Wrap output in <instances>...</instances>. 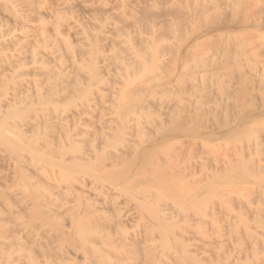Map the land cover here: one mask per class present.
I'll return each mask as SVG.
<instances>
[{
	"label": "bare ground",
	"instance_id": "6f19581e",
	"mask_svg": "<svg viewBox=\"0 0 264 264\" xmlns=\"http://www.w3.org/2000/svg\"><path fill=\"white\" fill-rule=\"evenodd\" d=\"M227 1L181 45L129 0H0V264H264V20Z\"/></svg>",
	"mask_w": 264,
	"mask_h": 264
},
{
	"label": "rangeland",
	"instance_id": "374dc122",
	"mask_svg": "<svg viewBox=\"0 0 264 264\" xmlns=\"http://www.w3.org/2000/svg\"><path fill=\"white\" fill-rule=\"evenodd\" d=\"M130 2H131V7H132V15H134V13H135V16L133 17L132 15V17H131V20H130V22H132L131 24L133 25L134 24V26H137V27H139L140 29H141V31H143V32H146V33H150V30H149V28L151 27L152 29H153V31H154V38L156 39L157 38V40H163V42H164V40H166L167 39V37H169L170 35L172 36L173 34H176L177 35V42L178 43H181V45H182V43L184 42V39H186V37L185 36H189V35H191V33H196L199 29H201L202 27H204V24L206 23V19L208 18L209 19V17H207V15L206 16H204V15H202V16H200V15H197L198 17H195L193 20H192V18L191 17H193L192 15L194 14V13H196L197 11H198V7L199 6H203V5H208V6H214L215 4H217L216 2H214V1H216V0H129ZM151 4V5H150ZM252 4V5H251ZM256 3H251V0H242V1H240V0H237V1H235V2H233V1H230V0H228L227 2H226V5L225 6H217V8L219 9V8H221V15H218V16H220L221 17V19L222 20H225L226 22H228V21H230V17L235 13V12H241V11H243V13H242V17H244V14H246V20L247 21H251V23L253 22V20H257L258 18H263L262 20H264V8L262 9V7H261V5L260 4H257V6L255 5ZM255 5V6H254ZM261 7V10H262V14H260L261 13V10H260V13H259V10H258V8L260 9V7ZM153 6V7H152ZM155 7V8H154ZM153 8V9H152ZM219 13V12H218ZM236 13V14H237ZM220 14V13H219ZM203 16L205 17V18H203ZM207 17V18H206ZM191 18V19H190ZM230 18V19H229ZM0 19H2V17L0 16ZM228 20V21H227ZM1 21V20H0ZM149 24H150V26H149ZM148 25V26H147ZM245 26V27H244ZM243 26V29H244V33L245 34H247V36H248V34L249 33H253L252 31V29L251 28H249L250 27V24H246V25H244ZM148 28V29H147ZM149 31V32H148ZM236 32V31H235ZM241 33V34H244V33ZM157 34V35H156ZM233 35H239L238 33H235V34H233ZM249 35H251V34H249ZM185 37V38H184ZM211 37V36H210ZM212 37H214V36H212ZM215 38V37H214ZM209 38H205V39H202V40H200L199 42H200V45H201V43L202 42H204V43H206L207 41V43H210V45H213L214 44V41L212 42L211 40H208ZM175 41V40H174ZM169 42H172V41H169ZM169 42H167V45L166 46H168V44H169ZM173 43H175V42H173ZM177 43V44H178ZM204 43H203V45H204ZM200 45H198V46H200ZM203 45H201V47L203 46ZM166 46H164V48L166 49ZM179 46V45H178ZM208 45H206V47H207ZM205 47V46H204ZM164 48H162V50L164 49ZM200 48V47H199ZM211 48H212V46L211 47H207V49L206 50H208L209 51V53H210V51H211ZM164 49V50H165ZM201 49V48H200ZM210 49V50H209ZM197 50H198V48H197ZM195 51V54H196V52H198V51ZM168 51V50H167ZM200 51H202V52H204L205 51V49H204V51L201 49ZM199 51V52H200ZM208 51H206L207 53H208ZM198 54V53H197ZM188 55H190V54H188ZM200 55V54H199ZM198 55V56H199ZM191 56H193V55H191ZM191 56L190 57H188L189 59L191 58ZM194 57V56H193ZM207 58H209V55L207 56ZM188 59V60H189ZM193 59H195V57L193 58ZM190 60H192V59H190ZM209 63H210V61L209 60H207ZM210 65V64H209ZM194 66V65H193ZM199 65H197V67H198ZM196 67V66H195ZM193 68V70H196V68ZM202 66H200V68H201ZM191 68V67H190ZM199 68V67H198ZM205 68H207V67H205ZM207 69H209V68H207ZM193 70H191V71H193ZM197 70H199V69H197ZM197 70H196V72H197ZM203 70H206V69H203ZM202 70V71H203ZM199 71H201V69L199 70ZM208 71V70H207ZM195 72V71H194ZM195 72V73H196ZM206 72V71H205ZM205 72H203L204 74H205ZM198 73V72H197ZM200 74L202 73V72H199ZM196 77H194V79H195ZM187 80V77H185V76H183V77H179L178 78V81H176V82H178V83H184V82H187L186 81ZM5 85V83L3 82V80H1L0 79V89L3 87ZM9 87H10V90H9V93H10V95H9V99H6V101H7V103H10L11 102V100L14 98V95H15V93H14V91H13V93H12V91H11V86H12V84H10V83H8L7 84ZM11 93H12V95H11ZM66 92L64 93V97H66ZM61 101L63 100V97H58ZM37 97H35V95L33 94L32 95V97H31V101H33V102H36L37 101ZM67 100V99H66ZM2 107H1V109L0 110H5L6 108V106L8 105H4V103H2ZM1 114H3L4 115V113H1ZM34 115V114H33ZM33 115L31 114V112H29L28 114H26V116H24V122L27 120V122H29V123H32L33 122V120L35 119L34 117H33ZM2 116V115H1ZM3 117V116H2ZM1 117V118H2ZM26 118V119H25ZM23 122V121H22ZM11 131H13V128H12V130ZM14 131H15V129H14ZM23 132H25L24 133V135L26 134V138H25V140H18V139H20V138H18V139H16V140H18V141H22V143L24 142L25 143V145L27 144L28 145V142L29 143H31V144H35V145H39V146H42V143H43V139H42V134H40L39 132H36V133H34L33 132V130H31V128H24L23 130H22ZM33 133H32V132ZM52 134H53V132L50 130V134H49V138H48V142H52L53 143V137H52ZM9 135V134H8ZM11 135V134H10ZM9 135V136H10ZM1 136V135H0ZM7 136V135H6ZM24 139V138H23ZM184 140V139H183ZM183 140H181V139H179V142L180 141H182V142H177V141H174V142H176V143H174L175 145H176V147L178 146V144L177 143H179V144H183L184 145V141ZM173 142V141H172ZM171 142V143H172ZM223 142V141H222ZM221 142V143H222ZM220 143V144H221ZM4 145V144H3ZM2 145V143L0 142V157L1 156H5V154H6V151H7V149L4 147ZM54 145H56V144H54ZM182 145V146H183ZM7 146V145H6ZM171 147L173 146L174 147V145H170ZM180 146V145H179ZM178 146V147H179ZM7 147H9V146H7ZM175 147V148H176ZM177 147V148H178ZM5 149H6V151H5ZM8 152V151H7ZM3 168V169H2ZM7 169H9V168H7V167H5V165H3L2 166V164H0V178H2V179H5V181L4 180H1L0 179V182H4V184H6L5 182H9L10 180L8 179V175H7V172H8V170ZM7 171V172H6ZM7 175V176H6ZM5 177V178H4ZM6 177H7V179H6ZM9 184V183H8ZM10 185H11V183H10ZM10 185H8V186H10ZM3 189V188H2ZM1 199V198H0ZM12 199H14L13 201L16 203V198H14V197H12L11 198V200ZM11 203L12 205H10V208H13V210H11V211H13L12 213H18V215L20 214L21 216H23L24 217V215H25V210L24 209H22V208H20V207H18L17 206V204H15V203ZM1 204H2V202H0ZM10 204V203H9ZM15 204V205H14ZM8 205V204H7ZM12 206V207H11ZM17 206V207H16ZM1 207H3L2 205H1ZM0 207V208H1ZM16 208V209H15ZM2 210L4 209V207L3 208H1ZM0 209V210H1ZM18 212H17V211ZM21 211V212H20ZM3 212H4V210H3ZM2 212V213H3ZM5 213V212H4ZM4 215V217H6V215L5 214H3ZM26 221V220H25ZM58 221V220H57ZM65 222H63L62 224H63V226L62 225H60L61 227H63V228H65V230H68V223L66 222V220H64ZM59 222V221H58ZM6 224L8 223L7 221L5 222ZM13 223V221H10V225L8 224V226L7 225H5L6 227V229L7 230H5V228L2 230V233L1 234H6L5 232H7L8 233V231H10L9 233L11 234V233H13L12 232V230L14 229H11L12 227H15L16 228V226L14 225V226H12L11 224ZM65 223V224H64ZM67 223V224H66ZM14 224V223H13ZM65 225V226H64ZM10 226H12V227H10ZM2 227H4V226H2ZM2 227L0 228V230L2 229ZM8 227V228H7ZM67 228V229H66ZM11 229V230H10ZM5 230V232L3 233V231ZM14 231V230H13ZM17 232V231H16ZM8 233V234H9ZM10 234L8 235V236H10ZM14 234V233H13ZM12 234V235H13ZM11 235V236H12ZM2 241V240H1ZM15 255V254H14ZM14 255H11L12 256V258L14 257ZM15 256H17V254L15 255ZM75 260V259H74ZM78 260V259H77ZM77 260H75V261H77ZM1 261V260H0ZM3 263V262H2ZM15 264V263H14Z\"/></svg>",
	"mask_w": 264,
	"mask_h": 264
}]
</instances>
